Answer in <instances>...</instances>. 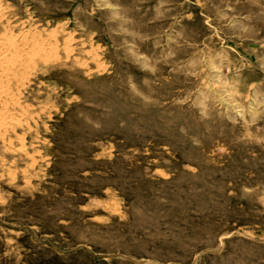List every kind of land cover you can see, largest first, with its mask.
I'll use <instances>...</instances> for the list:
<instances>
[{
    "label": "rangeland",
    "instance_id": "obj_1",
    "mask_svg": "<svg viewBox=\"0 0 264 264\" xmlns=\"http://www.w3.org/2000/svg\"><path fill=\"white\" fill-rule=\"evenodd\" d=\"M0 4V264H264V0Z\"/></svg>",
    "mask_w": 264,
    "mask_h": 264
},
{
    "label": "bare ground",
    "instance_id": "obj_2",
    "mask_svg": "<svg viewBox=\"0 0 264 264\" xmlns=\"http://www.w3.org/2000/svg\"><path fill=\"white\" fill-rule=\"evenodd\" d=\"M2 2V1H1ZM3 5V4H2ZM0 4V20L3 18L4 19V15H5V7L3 8ZM6 6V5H5ZM9 6V5H8ZM7 6V7H8ZM7 11V10H6ZM10 11V10H9ZM8 12V11H7ZM10 13V12H9ZM8 14V13H7ZM6 17V15H5ZM9 18V17H7ZM11 20V19H10ZM7 21V20H5ZM2 22V21H0ZM9 23V21H8ZM6 27V26H5ZM14 30V29H13ZM35 30V29H34ZM8 32V31H7ZM16 32V31H15ZM31 32V31H30ZM22 33H24V31L22 30ZM43 33V32H42ZM25 34V33H24ZM23 35V34H22ZM29 35H31L29 33ZM44 34H42L43 36ZM5 36H8L5 34ZM14 37V35H12ZM27 36V35H26ZM25 38H23V40H19L14 39L12 37H0V103L2 102H7L9 101L10 104L7 105H3V103L0 106V131H2V135L1 136H5V134L8 131H10L11 129H14L17 125H18V121L15 120L13 117V111L11 113V111L17 107L16 104L17 103V98L13 95L14 91L12 90V88H14L13 86H10V83L13 79H15L17 77V75L21 72H23L24 70H28L31 69V65L32 62L34 61V58L36 56H41L43 55V52L45 50V47L42 46L40 43L34 45V48L32 49L31 54H23L24 56L20 55V52L24 53L26 52V50L31 46L30 40L28 41ZM37 36V35H36ZM35 36V37H36ZM46 36V35H45ZM45 36L43 38H45ZM22 37V36H21ZM48 37V36H47ZM31 38V37H30ZM21 39V38H20ZM40 39V38H38ZM36 40V38H35ZM53 40V39H52ZM41 41V40H40ZM42 42V41H41ZM47 43V42H45ZM51 43V42H50ZM43 44V42H42ZM47 45V44H44ZM53 45V44H52ZM47 49V48H46ZM45 53V52H44ZM44 56V55H43ZM36 60V59H35ZM37 60H39V58H37ZM36 62V61H35ZM34 62V63H35ZM40 62V60L38 61ZM37 62V64H39ZM43 62V61H42ZM40 62V63H42ZM38 67V66H37ZM29 68V69H28ZM33 68V67H32ZM36 70V69H35ZM27 71V72H28ZM30 73V72H29ZM28 73V75H29ZM33 73V72H31ZM23 75V73H21ZM21 75V76H22ZM31 75V74H30ZM19 78V76H18ZM16 78V79H18ZM21 78V77H20ZM24 79V78H23ZM28 79V78H27ZM22 80V78H21ZM26 80V79H25ZM22 82V81H21ZM20 82V83H21ZM16 84V82H15ZM24 84V83H23ZM14 85V83H13ZM20 88V87H19ZM18 88V90H20ZM16 95V94H15ZM19 98V97H18ZM8 103V102H7ZM3 105V106H2ZM9 105V106H8ZM19 110V109H18ZM17 110V111H18ZM23 115V114H22ZM16 116V115H15ZM19 117V116H18ZM20 119V118H19ZM21 126V125H20ZM23 127V126H22ZM10 133V132H9ZM8 133V134H9ZM2 138V137H1ZM7 139V138H6Z\"/></svg>",
    "mask_w": 264,
    "mask_h": 264
}]
</instances>
